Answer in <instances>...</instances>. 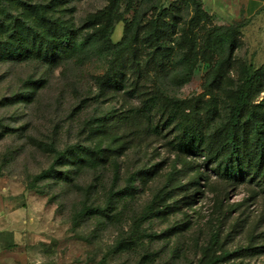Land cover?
<instances>
[{"label":"rangeland","instance_id":"1","mask_svg":"<svg viewBox=\"0 0 264 264\" xmlns=\"http://www.w3.org/2000/svg\"><path fill=\"white\" fill-rule=\"evenodd\" d=\"M27 1L34 8L9 1L16 16L38 25L35 8L41 9L70 25L78 37L92 32L87 20L110 2ZM118 1L124 18L111 35L113 42L122 40L136 12L148 19L154 5L171 2ZM191 14L182 11L186 20ZM212 16L214 24L226 25ZM0 17L10 20L2 0ZM237 42L232 63L213 90L211 64L202 60L184 83L178 78L183 66L165 74L150 63L139 89L149 95L161 85L171 96L196 97L199 115L216 129L245 66L264 64V9L247 19ZM146 54L138 55L141 67ZM108 58V51L93 45L58 63L0 60V203L13 214L15 229L26 234L23 243L13 245L12 232H0V252L13 258L0 264H264V182L247 176L227 181L203 155L185 157L170 143L172 126L154 130L159 115L138 136L132 116L125 122L120 115L141 105V99L100 82ZM30 80L40 84L27 87ZM24 93L30 98L22 99ZM261 101L264 92L256 97ZM53 146L59 151L100 148L104 158L58 164ZM54 167L71 179H38Z\"/></svg>","mask_w":264,"mask_h":264},{"label":"trees","instance_id":"2","mask_svg":"<svg viewBox=\"0 0 264 264\" xmlns=\"http://www.w3.org/2000/svg\"><path fill=\"white\" fill-rule=\"evenodd\" d=\"M2 1L10 20L5 22L0 17V33L4 32L0 36V60L36 58L58 63L98 45L110 55L106 72L100 76L101 84L116 90L125 89L129 96L141 99V105H133L120 115V120L125 122L132 116L131 127L138 136L150 130L153 116L159 115L160 121L154 130L159 132L172 126L175 136L170 143L185 157L203 155L206 163H213L216 174L227 181L235 182L247 176L251 180L264 182V101L256 102V97L264 92V64L259 67L252 64L245 66V71L226 99L227 116L216 129L212 128L210 118L199 115L200 105L196 97L171 96L161 85L149 95L139 89L144 85L150 63L156 62L165 74L183 66L184 73L178 78L184 83L190 80L200 60L211 64L209 88L219 87L238 48L237 38L247 19L253 16L216 25L212 21L213 14L207 12L203 0H171L169 5H154L148 19L136 12L126 24L122 40L113 42L111 35L117 23L124 18L118 0H110L108 5L89 17L86 27L92 32L83 37H78L76 30L66 22L51 17L41 9L35 8L38 25L19 18L13 13L9 1H17L27 10L28 7L34 8L28 6L27 0ZM184 9L192 13L188 20L182 17ZM142 50L147 54L141 67L138 55ZM129 71L132 74L127 77ZM129 80L131 85L127 89ZM39 84L38 80H30L26 86ZM30 96L24 93L22 99H29ZM53 150L59 155L58 164L64 162L79 166L104 158L100 148L76 146L59 151L53 146ZM47 176L58 180L71 179L67 172L55 167L41 173L38 179ZM107 206H113V199ZM98 210L104 211L102 208ZM163 211L158 209V212Z\"/></svg>","mask_w":264,"mask_h":264},{"label":"crops","instance_id":"3","mask_svg":"<svg viewBox=\"0 0 264 264\" xmlns=\"http://www.w3.org/2000/svg\"><path fill=\"white\" fill-rule=\"evenodd\" d=\"M203 3L205 9L223 24L232 23L242 17H252L264 7V0H203ZM6 215L8 221L5 219L6 223L3 224L2 222L5 221L1 222V220ZM12 216L13 214L8 213L7 209L0 203V232H12L14 243L21 244L26 239V234L15 229L16 223L11 220ZM12 253L15 254V252ZM7 257L0 252V263L6 260L12 261L13 258Z\"/></svg>","mask_w":264,"mask_h":264}]
</instances>
